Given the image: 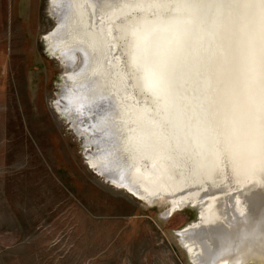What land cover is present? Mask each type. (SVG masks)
Instances as JSON below:
<instances>
[{"label": "bare ground", "instance_id": "obj_1", "mask_svg": "<svg viewBox=\"0 0 264 264\" xmlns=\"http://www.w3.org/2000/svg\"><path fill=\"white\" fill-rule=\"evenodd\" d=\"M50 3L47 39L72 69L55 109L83 136L77 116L112 104L98 125L117 142L89 150L99 175L170 200L163 218L200 208L175 232L193 264H264V0Z\"/></svg>", "mask_w": 264, "mask_h": 264}, {"label": "rangeland", "instance_id": "obj_2", "mask_svg": "<svg viewBox=\"0 0 264 264\" xmlns=\"http://www.w3.org/2000/svg\"><path fill=\"white\" fill-rule=\"evenodd\" d=\"M50 1L0 0V264H193L175 233L191 204L163 218L170 200L142 201L88 159L117 142L98 125L110 101L77 116L89 142L55 109L72 69L47 39Z\"/></svg>", "mask_w": 264, "mask_h": 264}, {"label": "water", "instance_id": "obj_3", "mask_svg": "<svg viewBox=\"0 0 264 264\" xmlns=\"http://www.w3.org/2000/svg\"><path fill=\"white\" fill-rule=\"evenodd\" d=\"M126 33H127V31H126ZM128 34V33H127ZM129 40H130V38H129ZM128 49H129V55H127V57H128V63H127V65H124V66H126V68H127V70H133L134 71V69H136L135 68V65H136V63H137V61H136V56H135V52L133 53V51L135 50V42H134V39H133V41H131L130 40V44L128 43ZM132 53V54H131ZM127 54H128V51H127ZM127 57H126V60H127ZM129 65H130V67H129ZM130 76H132V74H129ZM145 81H146V76H145V80H143V83H145ZM145 87V86H144ZM157 96H159L158 94H157ZM156 96V97H157ZM191 208H192V210H194L196 213L197 212H200V208H198L195 204H192L191 205ZM244 264H263V263H260L259 261H255V260H251V261H248V262H246V263H244Z\"/></svg>", "mask_w": 264, "mask_h": 264}]
</instances>
